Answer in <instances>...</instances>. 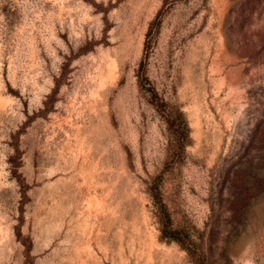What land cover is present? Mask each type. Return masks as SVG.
I'll return each mask as SVG.
<instances>
[{
	"label": "rangeland",
	"instance_id": "1",
	"mask_svg": "<svg viewBox=\"0 0 264 264\" xmlns=\"http://www.w3.org/2000/svg\"><path fill=\"white\" fill-rule=\"evenodd\" d=\"M157 176L204 264H264V0H0V264L200 263Z\"/></svg>",
	"mask_w": 264,
	"mask_h": 264
},
{
	"label": "trees",
	"instance_id": "2",
	"mask_svg": "<svg viewBox=\"0 0 264 264\" xmlns=\"http://www.w3.org/2000/svg\"><path fill=\"white\" fill-rule=\"evenodd\" d=\"M177 125L176 140L181 149H184L188 138V124L182 112L175 118ZM160 176L153 179L150 186V194L156 207L157 218L160 224L161 238L168 241H177L184 248H186L192 256H197L201 261L198 264H204V254H202L189 235L182 229L174 226L172 215L164 200L163 192L161 189Z\"/></svg>",
	"mask_w": 264,
	"mask_h": 264
},
{
	"label": "bare ground",
	"instance_id": "3",
	"mask_svg": "<svg viewBox=\"0 0 264 264\" xmlns=\"http://www.w3.org/2000/svg\"><path fill=\"white\" fill-rule=\"evenodd\" d=\"M80 264H82V263H80Z\"/></svg>",
	"mask_w": 264,
	"mask_h": 264
}]
</instances>
